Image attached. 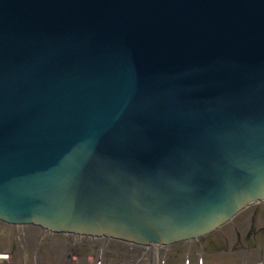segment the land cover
I'll return each instance as SVG.
<instances>
[{
    "label": "water",
    "instance_id": "obj_1",
    "mask_svg": "<svg viewBox=\"0 0 264 264\" xmlns=\"http://www.w3.org/2000/svg\"><path fill=\"white\" fill-rule=\"evenodd\" d=\"M264 201V0H0V221L160 246Z\"/></svg>",
    "mask_w": 264,
    "mask_h": 264
},
{
    "label": "rangeland",
    "instance_id": "obj_2",
    "mask_svg": "<svg viewBox=\"0 0 264 264\" xmlns=\"http://www.w3.org/2000/svg\"><path fill=\"white\" fill-rule=\"evenodd\" d=\"M4 252L0 264H264V201L203 235L154 248L0 221Z\"/></svg>",
    "mask_w": 264,
    "mask_h": 264
}]
</instances>
